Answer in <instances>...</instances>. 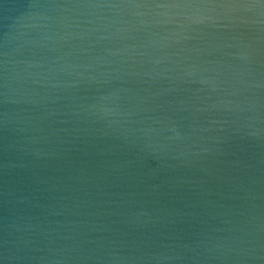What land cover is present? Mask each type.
Returning a JSON list of instances; mask_svg holds the SVG:
<instances>
[{"label":"water","instance_id":"1","mask_svg":"<svg viewBox=\"0 0 264 264\" xmlns=\"http://www.w3.org/2000/svg\"><path fill=\"white\" fill-rule=\"evenodd\" d=\"M0 264H264V0H0Z\"/></svg>","mask_w":264,"mask_h":264}]
</instances>
